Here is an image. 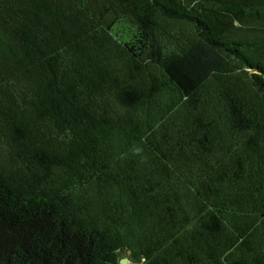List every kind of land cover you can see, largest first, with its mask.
<instances>
[{
	"label": "trees",
	"instance_id": "obj_1",
	"mask_svg": "<svg viewBox=\"0 0 264 264\" xmlns=\"http://www.w3.org/2000/svg\"><path fill=\"white\" fill-rule=\"evenodd\" d=\"M123 259L264 264V0H0V264Z\"/></svg>",
	"mask_w": 264,
	"mask_h": 264
},
{
	"label": "water",
	"instance_id": "obj_2",
	"mask_svg": "<svg viewBox=\"0 0 264 264\" xmlns=\"http://www.w3.org/2000/svg\"><path fill=\"white\" fill-rule=\"evenodd\" d=\"M130 254V252H128ZM120 264H131V261L129 259H123Z\"/></svg>",
	"mask_w": 264,
	"mask_h": 264
}]
</instances>
